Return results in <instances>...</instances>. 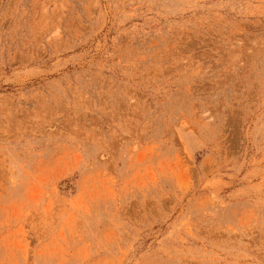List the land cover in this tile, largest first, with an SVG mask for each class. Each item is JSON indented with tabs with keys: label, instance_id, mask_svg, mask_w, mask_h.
Masks as SVG:
<instances>
[{
	"label": "rangeland",
	"instance_id": "1",
	"mask_svg": "<svg viewBox=\"0 0 264 264\" xmlns=\"http://www.w3.org/2000/svg\"><path fill=\"white\" fill-rule=\"evenodd\" d=\"M0 264H264V0H0Z\"/></svg>",
	"mask_w": 264,
	"mask_h": 264
}]
</instances>
